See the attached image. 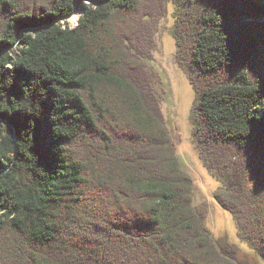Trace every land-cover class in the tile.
I'll return each instance as SVG.
<instances>
[{
  "label": "trees",
  "instance_id": "16d2710c",
  "mask_svg": "<svg viewBox=\"0 0 264 264\" xmlns=\"http://www.w3.org/2000/svg\"><path fill=\"white\" fill-rule=\"evenodd\" d=\"M0 0V251L10 264H245L194 181L135 46L166 0ZM215 195L264 259V0H175ZM78 10V25H62ZM247 264V263H246Z\"/></svg>",
  "mask_w": 264,
  "mask_h": 264
},
{
  "label": "rangeland",
  "instance_id": "374dc122",
  "mask_svg": "<svg viewBox=\"0 0 264 264\" xmlns=\"http://www.w3.org/2000/svg\"><path fill=\"white\" fill-rule=\"evenodd\" d=\"M82 4L97 5L94 0H77ZM178 6L175 0H166L165 11L161 16L148 17L144 20L146 34L143 44L135 46V52L146 64L151 85L160 103L165 123L176 143L177 154L183 169L194 181V207L196 212L204 216L205 225L212 232L215 241H228L236 245L242 252V260L246 264H264L252 244L241 233L234 214L224 209L215 195L225 186L213 172L205 166L200 155L199 144L195 138V91L189 79V73L179 65L177 46L173 33L176 27ZM78 10L73 16L77 23L67 19L60 21L62 25H78ZM0 264H10L1 257Z\"/></svg>",
  "mask_w": 264,
  "mask_h": 264
},
{
  "label": "bare ground",
  "instance_id": "6f19581e",
  "mask_svg": "<svg viewBox=\"0 0 264 264\" xmlns=\"http://www.w3.org/2000/svg\"><path fill=\"white\" fill-rule=\"evenodd\" d=\"M72 23L77 21L76 16L71 19ZM77 23V22H76Z\"/></svg>",
  "mask_w": 264,
  "mask_h": 264
},
{
  "label": "water",
  "instance_id": "95a60500",
  "mask_svg": "<svg viewBox=\"0 0 264 264\" xmlns=\"http://www.w3.org/2000/svg\"><path fill=\"white\" fill-rule=\"evenodd\" d=\"M70 18H72V17H69L68 19H70Z\"/></svg>",
  "mask_w": 264,
  "mask_h": 264
}]
</instances>
